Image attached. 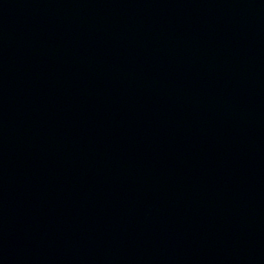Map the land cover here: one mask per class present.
<instances>
[{
  "label": "water",
  "instance_id": "1",
  "mask_svg": "<svg viewBox=\"0 0 264 264\" xmlns=\"http://www.w3.org/2000/svg\"><path fill=\"white\" fill-rule=\"evenodd\" d=\"M0 264H264V0H0Z\"/></svg>",
  "mask_w": 264,
  "mask_h": 264
}]
</instances>
